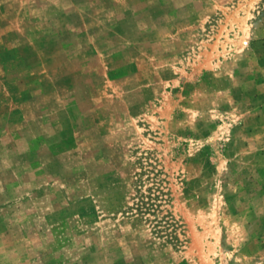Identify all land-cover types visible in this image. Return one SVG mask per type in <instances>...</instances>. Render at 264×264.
<instances>
[{
    "label": "rangeland",
    "instance_id": "rangeland-1",
    "mask_svg": "<svg viewBox=\"0 0 264 264\" xmlns=\"http://www.w3.org/2000/svg\"><path fill=\"white\" fill-rule=\"evenodd\" d=\"M0 264H264V0H0Z\"/></svg>",
    "mask_w": 264,
    "mask_h": 264
}]
</instances>
